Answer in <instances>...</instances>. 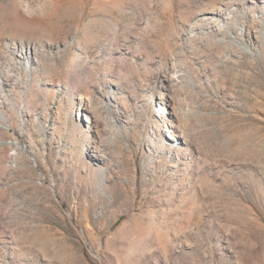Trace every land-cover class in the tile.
<instances>
[{"label": "rangeland", "instance_id": "1", "mask_svg": "<svg viewBox=\"0 0 264 264\" xmlns=\"http://www.w3.org/2000/svg\"><path fill=\"white\" fill-rule=\"evenodd\" d=\"M0 71V264H264V0H0Z\"/></svg>", "mask_w": 264, "mask_h": 264}, {"label": "bare ground", "instance_id": "2", "mask_svg": "<svg viewBox=\"0 0 264 264\" xmlns=\"http://www.w3.org/2000/svg\"><path fill=\"white\" fill-rule=\"evenodd\" d=\"M19 52H20L19 54L22 57H28V54H29L28 48L26 50L20 49ZM1 72L2 71H0V87L2 86V83H3V80H4V77H3V75H1Z\"/></svg>", "mask_w": 264, "mask_h": 264}]
</instances>
